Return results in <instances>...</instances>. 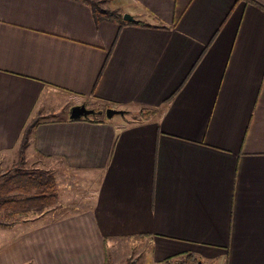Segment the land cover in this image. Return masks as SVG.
<instances>
[{"label":"crops","instance_id":"crops-1","mask_svg":"<svg viewBox=\"0 0 264 264\" xmlns=\"http://www.w3.org/2000/svg\"><path fill=\"white\" fill-rule=\"evenodd\" d=\"M104 1L143 25L0 0V170L34 121L25 154L80 179L53 219L8 213L0 264H264V0ZM80 104L126 113L70 120Z\"/></svg>","mask_w":264,"mask_h":264},{"label":"trees","instance_id":"trees-1","mask_svg":"<svg viewBox=\"0 0 264 264\" xmlns=\"http://www.w3.org/2000/svg\"><path fill=\"white\" fill-rule=\"evenodd\" d=\"M89 6L95 23L110 20L118 24H127L122 19V14L117 10L104 6V0H75ZM132 24H142L134 21ZM143 25V24H142ZM145 113V112H144ZM147 114V112H146ZM96 118H91V122H98ZM88 119V118H87ZM35 122L30 123L20 139V147L18 148V161L15 165L0 171V210L7 215L11 212L17 214L28 211L41 212L54 206L57 203L56 183L52 176L46 175L44 172L28 171L22 169L25 161V150L28 147L31 136L33 134ZM8 221V219H7ZM11 222L9 224H13ZM3 224L1 225H9ZM110 258L106 256L104 264H110ZM168 262V260H166ZM198 260L193 254H187L178 264H197ZM126 264H135V261H128Z\"/></svg>","mask_w":264,"mask_h":264},{"label":"rangeland","instance_id":"rangeland-1","mask_svg":"<svg viewBox=\"0 0 264 264\" xmlns=\"http://www.w3.org/2000/svg\"><path fill=\"white\" fill-rule=\"evenodd\" d=\"M108 5H110V4H106V2H105L104 6L108 7ZM110 7H113V6L110 5ZM62 103H63V106L65 107V109L69 111V108H67V107L70 105L71 102H68L67 99L65 101V97L63 95L62 96L60 95L58 97V101L56 102V101H54L52 99V95L49 94L47 99L43 102L44 114L46 115L47 114V110H48L49 111V114H48L49 116H52V117H53V115L59 116V114H53V112H52L53 115H51V111H52L53 108H56V107L60 106ZM45 115H41L40 118L41 119L45 118L46 117ZM115 118L117 120L120 117L116 116ZM29 140H30V138H29ZM19 147H20V145H19ZM28 149H29L28 151H30L31 147H29ZM17 152H18V149L16 151H13V153H11L15 163L18 161ZM15 163L12 164V165H15ZM12 165L8 164L6 166H2V170H0V171H5V170H7V168L11 167ZM54 165L57 166L56 164H54ZM55 166L50 165L48 163H44L35 154L28 155V153H27V154H25L24 164L21 167L22 169H27L28 171L44 172L46 175L52 176L54 178V180H55L56 189H57L58 205L55 204L54 206H52L51 209H49L50 211L48 212V214H45V216L43 218H41V220H48V219L55 218V216H58V214L61 213L60 208H64L62 205L70 204V203L67 202V200H64V199L60 198V189H61L60 184L62 183L60 181V179H61L60 177H62L64 173L65 174L68 173V175L72 176V177H70V178H72V181H70V180H65L64 181L65 186H67V184H69V185L71 184V186L69 187L70 189L68 190L67 194L70 197H73V196L77 195L79 193V191H80V186H79V183H78L79 180H80L79 179V175L77 173H75V172H68L66 167L63 166V165L59 166L60 169H53V168H55ZM48 168H50V169H48ZM45 170H47V171H45ZM55 175H57V180L55 179ZM61 196L62 197L64 196V192L63 191H61ZM64 198L67 199V195ZM62 200H64V201H62ZM58 206H59V209H58ZM66 210H67V208H66ZM8 217L9 216L5 212H1L0 213V223L4 224L7 221ZM30 225H32V223H30L29 226ZM21 228H23V226H21ZM3 239H5V237L1 236V234H0V240H3ZM133 251L134 252H131V250H130L131 254L128 257L129 259L126 262H124V259L121 256L122 254H120V252L116 253V255L113 256V260L111 259L112 261H110V264H114V262H117L118 264H126L128 261L129 262L133 261V260H131V257H134L133 256L134 254L136 256H138V254L136 252L137 250L135 248H133ZM147 255H148V249L145 248V251L143 253H141V255L139 257L136 258L135 264H152L151 259L148 258ZM158 264H178V262L176 260V261H173V262H169L168 261V262L158 263ZM197 264H198V262H197ZM200 264H203V263L200 262ZM210 264H216V263L215 262H210Z\"/></svg>","mask_w":264,"mask_h":264},{"label":"water","instance_id":"water-1","mask_svg":"<svg viewBox=\"0 0 264 264\" xmlns=\"http://www.w3.org/2000/svg\"><path fill=\"white\" fill-rule=\"evenodd\" d=\"M122 19L124 22H133L134 18L128 14L125 13L122 15ZM125 111L123 110H117L113 108H106L104 111H95L93 109H88L84 104L75 105L71 107L69 112V119L70 120H79V119H86L90 116L95 115H104V117L107 120H111L114 116H125ZM200 264V262H198Z\"/></svg>","mask_w":264,"mask_h":264},{"label":"flooded vegetation","instance_id":"flooded-vegetation-1","mask_svg":"<svg viewBox=\"0 0 264 264\" xmlns=\"http://www.w3.org/2000/svg\"><path fill=\"white\" fill-rule=\"evenodd\" d=\"M199 262V261H198Z\"/></svg>","mask_w":264,"mask_h":264}]
</instances>
